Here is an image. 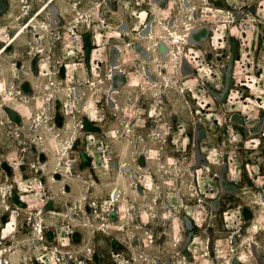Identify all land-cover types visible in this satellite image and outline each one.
Returning a JSON list of instances; mask_svg holds the SVG:
<instances>
[{
    "label": "rangeland",
    "instance_id": "374dc122",
    "mask_svg": "<svg viewBox=\"0 0 264 264\" xmlns=\"http://www.w3.org/2000/svg\"><path fill=\"white\" fill-rule=\"evenodd\" d=\"M42 1L0 0V264H264V0H59L5 49Z\"/></svg>",
    "mask_w": 264,
    "mask_h": 264
},
{
    "label": "bare ground",
    "instance_id": "6f19581e",
    "mask_svg": "<svg viewBox=\"0 0 264 264\" xmlns=\"http://www.w3.org/2000/svg\"><path fill=\"white\" fill-rule=\"evenodd\" d=\"M56 2H59V0H43V1H42V5H41L42 8H40V10H38V11L32 16L33 19H34V21H33L31 24H29L27 27H26V26H21L20 28H18V29L16 30V35H15V36H17V37L14 36V38H12L10 44H8V45L6 46L5 49H7L12 43H14V42L16 41V39H18V38L23 34V32H24L26 29L30 28L31 26L34 27L35 24H36V20H38V18L40 17V15H41L42 13H45L46 10H47L48 8L51 7V4L56 3ZM184 2H186V4H187V0H184ZM36 15H37V16H36ZM35 16H36V17H35ZM23 29H24V30H23ZM144 34H145V33H144ZM189 34H190V32H188L187 35H189ZM140 35H141V34H140ZM112 90H113V87H112ZM66 154H68V151L66 152ZM122 167H124V166L122 165ZM181 239H182V238H181Z\"/></svg>",
    "mask_w": 264,
    "mask_h": 264
},
{
    "label": "built area",
    "instance_id": "2783aa9c",
    "mask_svg": "<svg viewBox=\"0 0 264 264\" xmlns=\"http://www.w3.org/2000/svg\"><path fill=\"white\" fill-rule=\"evenodd\" d=\"M141 1H146V0H139V3L138 4H140V2ZM175 1V0H174ZM176 1H178V2H181V4H179V8L180 9H184V10H186L187 12H189V15H184L182 18H180L181 19V21L183 22V27L185 28V29H187L189 26H191L193 23H192V20L194 19L193 18V14H192V12L191 11H193V7H191V5H190V1L189 0H187V4H186V2H184V0H176ZM203 3H206V4H209L210 2H209V0H201ZM171 7H175V3H174V6H173V4H171ZM167 11H170V6L167 8ZM140 13H142L141 15H143V11H141V12H139V17H140ZM144 13H146V14H148V12H146V11H144ZM187 14V13H186ZM183 19V20H182ZM145 21H147V20H145ZM186 21H188L189 23V25H186ZM144 25H146L145 24V22L143 23ZM145 27H147V26H145ZM172 27H174V26H172Z\"/></svg>",
    "mask_w": 264,
    "mask_h": 264
},
{
    "label": "water",
    "instance_id": "95a60500",
    "mask_svg": "<svg viewBox=\"0 0 264 264\" xmlns=\"http://www.w3.org/2000/svg\"><path fill=\"white\" fill-rule=\"evenodd\" d=\"M187 226H188V228H192V222L191 221H188L187 222Z\"/></svg>",
    "mask_w": 264,
    "mask_h": 264
}]
</instances>
